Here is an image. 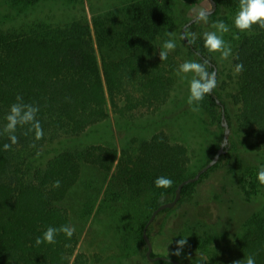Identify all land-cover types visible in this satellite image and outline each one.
Here are the masks:
<instances>
[{"label":"trees","instance_id":"16d2710c","mask_svg":"<svg viewBox=\"0 0 264 264\" xmlns=\"http://www.w3.org/2000/svg\"><path fill=\"white\" fill-rule=\"evenodd\" d=\"M40 1L7 0L11 7H28ZM214 1L216 8L209 17H215L222 9L228 11L224 16L234 33L231 65L234 69L235 64L243 63L244 71L236 74L231 107L214 94L215 90L206 96L211 107L219 108V124L222 108L215 97L223 104L230 128L228 140L237 131L242 133L244 142L250 140L251 151L244 163L248 166H240L237 180L244 188L247 177L253 176L255 187L261 185L256 177L264 165V29L253 25L251 34L239 31L233 25L239 0ZM173 17V6L167 0H118L92 14V24L80 18L62 24L45 20L12 27L0 24V130L10 105L20 95L24 103L39 107L36 119L44 132L42 139L34 140L33 133L24 135L28 125L18 126V143L7 151L3 149L5 143H10L7 134L0 135V264H70L78 242L76 229L70 238L58 233L55 244L36 245L35 238L49 226H73L68 209L61 202L79 177L81 161L107 172L116 150L89 146L81 151L61 150L45 159V147L79 135L105 119L110 107L114 111L132 110L166 100L174 63L169 56L159 60L157 36L168 33ZM19 20H23L21 15ZM187 40L185 43L199 61L207 60L213 70L201 44L189 37ZM220 143L221 140L211 147L209 160ZM227 146L224 155L230 152ZM189 163L186 146L170 142L164 131L140 141L135 153L123 150L118 157L111 179L118 180L133 197L149 194L145 208L137 215L135 235L140 244L144 241L143 226L153 209L173 198L177 184L195 174L189 173ZM160 176L170 178L172 185L156 187L154 180ZM57 180L59 188L53 187ZM194 182L182 186L179 201L189 195ZM242 226L243 231L220 249L224 260L233 264L253 255L255 264H264V215L254 213ZM196 227L201 234L190 242L204 251L210 240L225 235L207 225ZM191 264L208 263L195 257Z\"/></svg>","mask_w":264,"mask_h":264},{"label":"rangeland","instance_id":"374dc122","mask_svg":"<svg viewBox=\"0 0 264 264\" xmlns=\"http://www.w3.org/2000/svg\"><path fill=\"white\" fill-rule=\"evenodd\" d=\"M117 1L42 0L28 7H11L7 0H0V24L12 27L38 20L62 24L73 18L92 24V14L109 8ZM167 1L173 6V25L168 33L157 36L158 52L166 40L176 43L175 49L168 54L174 69L166 100L132 110L114 111L110 107L105 119L90 125L77 136L53 141L45 147V159L61 150L81 151L89 146H106L116 150L114 163L107 172L82 160L79 177L61 202L68 209L71 224L78 232L70 264H151L143 257L142 245L135 235L138 211L145 208L149 194L133 197L118 180L111 179L123 150L133 154L140 141L155 132L164 131L170 142L186 146L190 155L188 171L194 173L211 157V147L222 140L223 127L217 121L219 108L211 107L205 95L196 105L199 111H192L187 103L192 74L177 75V69L185 61H199L197 54L180 38L182 26L199 10L209 9L210 0ZM225 14L228 11L220 10L215 17H209L208 24L201 22L191 26V22L185 28V35L193 39L192 34H195L193 40L201 44L203 54L215 66L218 83L213 89L214 94L231 107L230 95L236 87L231 56L222 60L220 53L209 52L203 41L206 31L215 30L211 27L212 22L222 20L229 28L222 38L233 51L234 33L231 24L226 22ZM20 15L23 20L18 22ZM243 139L241 132H232L231 141L227 143L229 154L221 153L215 162L217 164L190 187L188 196L155 216L147 229L155 253L188 264L195 257L203 258L208 264H229L220 249L243 231L242 224L250 215H264V185L256 184L254 187L253 176L247 177L244 188L237 180L240 166H248L244 163L251 151L250 140L244 142ZM198 224L220 230L225 235L210 240L207 251L199 249L190 242L201 234L200 228L196 227ZM181 238L186 240V244L181 255L176 256L173 254L177 248L176 241Z\"/></svg>","mask_w":264,"mask_h":264},{"label":"clouds","instance_id":"9594fccd","mask_svg":"<svg viewBox=\"0 0 264 264\" xmlns=\"http://www.w3.org/2000/svg\"><path fill=\"white\" fill-rule=\"evenodd\" d=\"M195 23L208 24L209 12L206 10H199L195 17ZM233 25L241 32L248 31L251 34L252 26L258 25L260 29H264V0H239L238 11L233 17ZM211 27L214 31H206L203 34L204 47L209 52L220 53L222 60L229 59L232 56V49L230 45L224 41L223 34L229 31L228 26L222 20L213 21ZM195 39V34H192ZM181 39L184 36L180 37ZM238 39V37H236ZM176 47L174 40H166L162 45V50L158 52L159 60H165L168 57L169 52L173 51ZM235 74H240L244 71L243 63H237L233 69ZM191 73V79L188 85V98L187 103L191 110L199 111L198 102L202 101L206 94H210L213 89L217 87L216 71L210 70V66L207 60L202 61H185L177 69V75ZM16 102L10 105L9 112L5 116L6 123L0 130V135L7 134L10 143H5L3 149L5 151L10 150L12 145L18 143V138L15 135L18 126L28 125L29 127L24 132V135L29 133L34 134V140L42 139L44 132L39 120L36 119V114L39 111V107L33 104L23 102V97L16 96ZM257 180L260 184L264 185V165L259 167L257 172ZM154 185L158 188H168L172 185L170 178L165 176L157 177L154 180ZM53 187L59 188L60 181L54 182ZM75 232L74 226L62 225L59 228L49 226L47 227L41 236L35 238V244L40 245L42 243L55 244L56 236L58 233H63L66 237L70 238ZM177 248L174 251V255H181V250L186 244V240L181 238L176 241ZM233 264H255V257L249 255L246 259L236 260Z\"/></svg>","mask_w":264,"mask_h":264},{"label":"water","instance_id":"95a60500","mask_svg":"<svg viewBox=\"0 0 264 264\" xmlns=\"http://www.w3.org/2000/svg\"><path fill=\"white\" fill-rule=\"evenodd\" d=\"M210 3H211V7L209 9H204L206 11H208L209 13L213 12L216 8V3L214 0H210ZM194 17L193 16L191 19H189L183 26H182V30H181V35L184 36L183 40L185 42H188L187 40V37L185 35V28L187 25H189L191 22L194 21ZM215 70V69H214ZM215 100L218 104L221 105V108H222V111H221V117H220V124L221 126L223 127V135H222V140H221V143H220V146L218 148V150L216 151V153L213 155V157L204 165L202 166L200 169H198L195 174L193 176H189V177H186L184 178L183 180H181L176 188H175V195L174 197L169 200V201H164L162 203H160L156 208L153 209V211L151 212L148 220L146 221L144 227H143V231H142V236H143V240H144V243L146 245V256L149 260H154V259H157V258H163L162 256H157V257H151L150 255V252H151V242L146 234V227L147 225L155 218L156 214L162 210V209H165V208H170L172 206H174V204L178 201V199L180 198V195H181V188L184 184L188 183V182H194L195 180H197L199 178V176L201 175V173H203L204 171H206L211 165H213L219 155L221 153H223L225 150H226V145L228 143V134H229V126H228V123H227V120H226V117L224 115V110H223V104L220 102V100L215 97ZM175 264H179L177 261L174 262Z\"/></svg>","mask_w":264,"mask_h":264},{"label":"flooded vegetation","instance_id":"af4514ba","mask_svg":"<svg viewBox=\"0 0 264 264\" xmlns=\"http://www.w3.org/2000/svg\"><path fill=\"white\" fill-rule=\"evenodd\" d=\"M211 64V63H210ZM214 69H215V66H214ZM213 69V70H214ZM181 196V195H180ZM172 199V198H171ZM170 198L169 199H166L165 201H169V200H171ZM178 201H179V199H178ZM177 201V202H178ZM164 202V201H163ZM176 202V203H177ZM176 203L174 204V205H176ZM173 207V206H172ZM171 208V207H170ZM159 214V212L156 214V215H158ZM146 223V222H145ZM151 223H152V221L147 225V227H146V234H147V236H148V238H149V235H148V233H147V229H148V227L151 225ZM145 225V224H144ZM144 227V226H143ZM143 230V229H142ZM149 240H150V238H149ZM150 242H151V240H150ZM142 245V251H141V253H142V255H143V257L145 258H147V256H146V245H145V243H144V241H143V243L141 244ZM151 248H152V243H151ZM140 253V254H141ZM151 253H153L154 255H151ZM150 255H151V257H157V256H162L163 258H157V259H154V260H149L148 258H147V260H149V262L151 263V264H165V262H167V261H171L173 264H175L174 262L175 261H177L179 264H188L187 262H184V261H180V260H177V259H175V258H171V257H169V256H167V255H164V254H162V253H155L152 249H151V252H150Z\"/></svg>","mask_w":264,"mask_h":264}]
</instances>
